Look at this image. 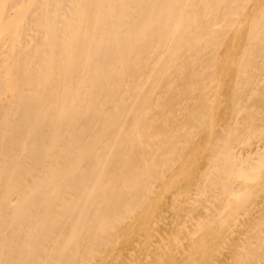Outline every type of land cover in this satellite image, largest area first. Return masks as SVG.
<instances>
[{
    "label": "bare ground",
    "instance_id": "1",
    "mask_svg": "<svg viewBox=\"0 0 264 264\" xmlns=\"http://www.w3.org/2000/svg\"><path fill=\"white\" fill-rule=\"evenodd\" d=\"M0 264H264V0H0Z\"/></svg>",
    "mask_w": 264,
    "mask_h": 264
},
{
    "label": "rangeland",
    "instance_id": "2",
    "mask_svg": "<svg viewBox=\"0 0 264 264\" xmlns=\"http://www.w3.org/2000/svg\"><path fill=\"white\" fill-rule=\"evenodd\" d=\"M174 243V242H173ZM222 256V254H214V257H217V256Z\"/></svg>",
    "mask_w": 264,
    "mask_h": 264
}]
</instances>
